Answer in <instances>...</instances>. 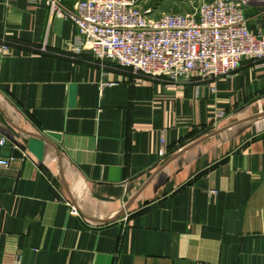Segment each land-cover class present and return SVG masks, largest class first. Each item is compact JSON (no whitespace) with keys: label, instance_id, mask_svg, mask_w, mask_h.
Listing matches in <instances>:
<instances>
[{"label":"crops","instance_id":"crops-1","mask_svg":"<svg viewBox=\"0 0 264 264\" xmlns=\"http://www.w3.org/2000/svg\"><path fill=\"white\" fill-rule=\"evenodd\" d=\"M246 17L264 38V0ZM76 35L0 0V264H264V61L138 83Z\"/></svg>","mask_w":264,"mask_h":264},{"label":"built area","instance_id":"built-area-1","mask_svg":"<svg viewBox=\"0 0 264 264\" xmlns=\"http://www.w3.org/2000/svg\"><path fill=\"white\" fill-rule=\"evenodd\" d=\"M29 1L44 4L51 16L75 26L71 52H89L101 67L127 72L138 83L160 80L178 87L192 78L230 77L248 62L264 61V38L251 32L246 17L247 6L255 0H202L191 12L157 18L140 0ZM9 53L11 47L2 39L0 54ZM225 117L218 112L213 127ZM6 146V139L0 138V147ZM160 146L163 159L164 138ZM12 160L0 156V171ZM69 207L72 215H79ZM128 217L125 213L122 221Z\"/></svg>","mask_w":264,"mask_h":264},{"label":"rangeland","instance_id":"rangeland-1","mask_svg":"<svg viewBox=\"0 0 264 264\" xmlns=\"http://www.w3.org/2000/svg\"><path fill=\"white\" fill-rule=\"evenodd\" d=\"M202 0H140L143 7H151L153 16L160 17L162 14H180L193 11Z\"/></svg>","mask_w":264,"mask_h":264},{"label":"water","instance_id":"water-1","mask_svg":"<svg viewBox=\"0 0 264 264\" xmlns=\"http://www.w3.org/2000/svg\"><path fill=\"white\" fill-rule=\"evenodd\" d=\"M48 136L49 137H52V138H55V139H58V140L60 138L58 134H51V133H49ZM14 154L17 156L18 155V152L16 151V152H14Z\"/></svg>","mask_w":264,"mask_h":264}]
</instances>
